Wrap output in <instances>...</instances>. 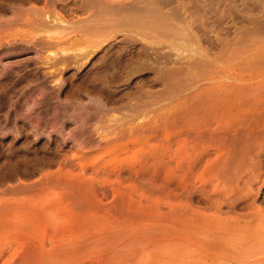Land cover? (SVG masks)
<instances>
[{
  "label": "rangeland",
  "instance_id": "obj_1",
  "mask_svg": "<svg viewBox=\"0 0 264 264\" xmlns=\"http://www.w3.org/2000/svg\"><path fill=\"white\" fill-rule=\"evenodd\" d=\"M128 1L0 0V264H264V0H141L150 13ZM126 2L129 9L119 6ZM135 12L143 15L129 22ZM46 13L65 18L66 28L52 32ZM114 25L148 38L160 29L159 47L176 69L168 90L142 76L118 87L122 99L92 88L93 62L109 49L77 61L75 48L108 38ZM140 90L150 96L131 115L137 101L127 96ZM232 91L247 92L249 103L237 100L249 110ZM207 102L220 111L207 109L215 119L201 117ZM230 110L238 116L226 121ZM114 111L119 119L109 120ZM170 112L183 131L168 116L169 125L158 123L170 128L156 131V115ZM189 112L208 125L193 127ZM135 123L142 133L117 140L120 127ZM101 130L114 134L107 141Z\"/></svg>",
  "mask_w": 264,
  "mask_h": 264
},
{
  "label": "bare ground",
  "instance_id": "obj_2",
  "mask_svg": "<svg viewBox=\"0 0 264 264\" xmlns=\"http://www.w3.org/2000/svg\"><path fill=\"white\" fill-rule=\"evenodd\" d=\"M131 0H129L128 2H130ZM144 1V0H143ZM154 1V0H153ZM132 2V1H131ZM137 2H139V0H137ZM151 2V1H150ZM1 3H3V2H1ZM141 3H143L141 0H140V7H141V10L142 9H145L144 7H146L147 6V4H146V6H144L143 4H141ZM153 3V2H152ZM4 4V5H3ZM3 4H0V6H5V2L3 3ZM133 4V6L134 5H136V4H134V2L132 3ZM131 4V5H132ZM150 4V3H149ZM124 5H126L127 6V8H128V5H127V2H126V4L124 3H120V5L119 6H124ZM130 5V3H129V6H131ZM142 5H143V7H142ZM125 6V7H126ZM149 6V5H148ZM134 7H137V6H134ZM149 7H152V6H149ZM149 7H147V8H149ZM123 9H125L124 7H122ZM126 8V9H127ZM130 8V7H129ZM128 8V9H129ZM132 8V7H131ZM153 8V7H152ZM154 8H155V6H154ZM2 9V8H1ZM139 7H137V10L139 11ZM159 9V8H158ZM146 11H147V13H150V10H151V8L148 10V9H145ZM119 11H122L121 9H119ZM125 11V10H124ZM154 11H156V10H154ZM159 11H160V9H159ZM169 11V10H168ZM116 12H117V10H116ZM115 12V13H116ZM144 12V11H143ZM171 12H173L174 13V11H172V9H171ZM117 13H119V12H117ZM136 14H138V12H135ZM146 13V14H147ZM157 13V12H156ZM156 13H154L155 14V16L156 17H158V13H157V15H156ZM139 14H142L143 15V13L142 12H140ZM138 14V16L137 17H135V15H134V13H133V17H131L128 21L129 22H131L132 20L131 19H137V18H140L141 16ZM163 14V13H162ZM160 15V14H159ZM152 17L154 18V16H153V14H152ZM164 17H165V15H164ZM168 17V16H167ZM149 18V17H148ZM65 18H63L62 19V16H61V18H58V17H52V14H50V13H46V15H45V22L46 23H48V25L47 24H44L45 26H50V24L49 23H52V27L53 26H55L54 27V29L55 30H53V28L51 27V29L50 28H48L50 31H48V29L46 30L47 32H50L51 33V31L52 32H54V31H56V29H58V28H64V26L65 25H63V23L65 24L66 23V21L64 20ZM143 19V18H142ZM157 22H158V19L159 18H154ZM170 19H172V18H170ZM55 21H56V23H57V25L55 24ZM161 20L159 19V22H160ZM162 22V21H161ZM160 22V23H161ZM55 25H54V24ZM67 23H68V21H67ZM154 23H156V22H154ZM122 24V23H121ZM120 24V25H121ZM120 25H118L117 27H116V29H115V26L116 25H114L111 29H114V30H112V32L109 34V36H108V38H106V36H105V38H101V39H98V40H96V41H94L93 42V44L90 46V48H88V49H82V48H75V49H77V50H75L74 48H71V49H67V48H62L61 50L64 52V53H66V52H69L70 50H74V51H77L76 52V55H75V58L77 59V61L78 60H84V59H87L88 57H90L91 56V61H93V59L96 57V55L98 54V52H101V51H103L106 47H107V49H109L108 51H107V53L103 56V57H101L100 59H96L94 62H93V66L91 67V72H90V82H88V83H90L91 84V86H92V88H94V89H96L99 93H100V95H101V93H103V94H105L106 95V97L109 99V100H111V99H114L116 96L118 97H120L121 99H122V94H120V90L118 91V87L119 86H121L122 84H126V83H128L131 79H134L135 77H137V76H142L143 78H144V81L143 82H150V81H153V82H161V81H163L164 82V84L165 85H167V89L166 90H168V88H169V85L170 84H172V82H173V80L171 79L173 76L172 75H174L173 74V70L175 71L176 69H174V68H172V67H169L168 68V64H169V61H171L169 58H171L172 56H171V54L172 53H168V52H162V50H161V47H159V44H160V42H161V40L159 39V34L161 33V31H160V29H162L163 30V24H162V28H160V29H158L157 30V28H155V30H157V35H152V33L150 34L152 37L151 38H148V36L144 33L143 34V32L141 31V30H139L138 28L137 29H134V28H119V26ZM155 25V24H154ZM153 25V26H154ZM160 25V24H159ZM159 25H157V27L159 26ZM58 26V27H57ZM122 26V25H121ZM140 26V25H139ZM126 27V26H125ZM130 27V26H129ZM142 27V26H141ZM161 27V26H160ZM65 28H66V26H65ZM153 28V27H152ZM61 29H58L57 30V32H60L61 33ZM164 29H166V28H164ZM152 30H154V28L152 29ZM110 32V31H109ZM154 32V31H153ZM122 36V38L120 39V40H116L117 39V37L118 36H120V35ZM13 35V34H12ZM107 35V34H106ZM146 35V36H145ZM7 37H8V35H7ZM112 38H113V40H112ZM4 39V38H3ZM8 39V38H7ZM111 39V40H110ZM2 39H0V41H1ZM10 41H11V39H10ZM118 42H121V43H123V45L122 46H118L117 48H114L116 45H117V43ZM10 43V42H9ZM181 49V48H180ZM79 50L80 51H83V52H79ZM57 52H54V54H56ZM171 56V57H170ZM48 59V58H47ZM85 62H82V65L84 64ZM173 69V70H172ZM155 72V75L154 76H152L150 79H148L149 77H145V76H149L150 75V73L151 72ZM175 73H176V71H175ZM171 75V76H170ZM169 77H170V80H172V82L168 85L167 84V80L169 79ZM168 78V79H167ZM173 79H174V77H173ZM89 80V79H88ZM143 80V79H142ZM167 81V82H166ZM89 85V84H88ZM6 86V85H5ZM90 86V85H89ZM2 87V86H1ZM0 87V89H2ZM171 87H173V85L172 86H170V88ZM139 88H141V87H139ZM172 89V88H171ZM4 90H5V87H4ZM1 91V90H0ZM143 91H146V92H142V90H140V94H139V91H138V94H137V92L136 91H133V92H130V94L127 92V94H129L128 96H127V98L129 97L130 98V100H132V99H136V104L134 103H130V104H132V106H130V108H131V110H133L132 112L133 113H131V115L132 114H134L135 113V111L137 112V110L139 109H143L144 108V105L142 104V105H140L138 102H140L141 103V99L142 100H144V98H142V97H146V96H150V91L149 92H147V90H143ZM97 92V93H98ZM154 92V91H153ZM233 92V91H232ZM246 91H244V93H242L244 96L242 97V96H240L239 95V93L238 92H233V93H238L237 95H234V94H232V95H234V97H236V98H232L233 96H231V100H233L234 102H236V101H238L239 102V104L238 105H240V99H242V101H244L243 103L244 104H246V101L248 100V101H250L249 100V98H248V94H247V92L245 93ZM10 94V93H9ZM151 94H152V92H151ZM154 94H155V92H154ZM153 94V95H154ZM8 95V94H7ZM11 95V94H10ZM152 95V96H153ZM239 95V97H242V98H239L238 97V99L239 100H237V96ZM218 96V99H216V101L214 102V104H216V103H218V101L220 102H222V100H220V98H222L223 99V96L222 95H220L221 97H219V95H217ZM216 96V97H217ZM227 96H230V93H229V95L228 94H226L225 96H224V99H225V97H226V99H225V101L226 100H229L228 98H227ZM247 97V99H246V97ZM123 97H124V95H123ZM126 98V99H127ZM128 98V99H129ZM199 98V101L197 100ZM198 98L197 99H192L193 101V103L194 102H196V100H197V105L198 104H200V105H204L205 104V101H203L201 98H203L202 96L200 97V96H198ZM107 99V100H108ZM117 99V98H116ZM123 99H125V98H123ZM201 99V100H200ZM235 99H236V101H235ZM118 100H120V99H118ZM129 100V101H130ZM210 100H212V99H210ZM201 101V102H200ZM247 101V103H249ZM143 102V101H142ZM148 102V101H147ZM220 102V104L218 105V107L217 108H219L220 107V105H222L221 107H222V109H224L225 107H224V105L226 104V103H228V101L225 103V104H222ZM237 102V103H238ZM99 103V102H98ZM97 103V105H98V108L99 109H102L103 107H101V105L100 104H98ZM193 103L191 104V107H192V105H193ZM209 105L208 106H203V107H205L206 109H203V107L202 106H194L195 105V103H194V107H195V109H198L199 107H200V109H201V107H202V109H203V112L199 109V112H195V114H201V112L204 114H202L201 115V117H205V116H207V114H208V116L211 114V113H207L206 111H211V105H210V103L211 102H207ZM223 103H224V101H223ZM242 103V104H243ZM229 104H231V103H229ZM235 104V103H234ZM243 104V105H244ZM97 105H96V108H97ZM102 105H104V104H102ZM217 105V104H216ZM226 105H228V104H226ZM225 105V106H226ZM232 105H233V103H232ZM236 105V104H235ZM243 105H240V106H242V108L240 107V109L242 110L243 108V110L242 111H244V110H246V108L248 109V105H246V106H243ZM250 105V104H249ZM105 106V105H104ZM189 106V104L188 105H185V107H183V108H186V110L185 109H183V111H187V113H188V108L187 107ZM210 106V107H209ZM106 107V106H105ZM209 107V108H208ZM215 106H213L212 108H214ZM220 107V108H221ZM250 107V106H249ZM133 108V109H132ZM217 108L215 107V109L217 110ZM226 108H228V107H226ZM230 108H231V106H230ZM239 108V106L237 107V109ZM104 109H106V108H103V110ZM177 109H179V107L177 108ZM176 109V110H177ZM181 109V108H180ZM194 109V110H195ZM207 109H209V110H207ZM236 109V107L234 108V110ZM240 109H238L239 111H240ZM138 110V111H139ZM140 110V111H141ZM175 110V111H176ZM190 110L192 111L193 109L192 108H190ZM219 110H221V109H219ZM224 110H226V109H224ZM223 110V111H224ZM249 110V109H248ZM182 111V109H181V112H180V110H177L176 112H177V116H178V112H180L181 114V116L179 117V119L182 117H187V113L186 112H183ZM201 111V112H200ZM205 111V112H204ZM214 111V110H213ZM218 111V110H217ZM228 111H229V109H228ZM228 111H225V112H223V114H222V112H221V114H222V116H225L226 115V117H227V115L229 116V115H231V113L232 114H234V111H232V110H230V114H228L229 112ZM236 111V110H235ZM247 111V110H246ZM175 112V113H176ZM218 112H220V111H218ZM228 112V113H227ZM107 114H109L110 112L108 111V112H106ZM171 113L172 112H170L169 113V115H170V117H169V115H166L165 114V116H159V115H156V117L155 118H157L158 117V119H156V121H155V126H153V127H155V130L156 131H158V129L160 128V126H159V124L160 123H158L159 122V119L161 120V122H165L164 121V119L165 118H167V116H168V118L169 119H171V122H170V124L172 125H170L171 127H173V125H174V122L176 123V122H178V121H175V120H177L176 119V114H174V116H173V113H172V115H171ZM182 113H185V114H183V116H182ZM190 114H189V116H190V118L188 117V122L191 120V122L190 123H192V121L194 122L195 121V119L194 120H192L193 119V114H191V112H189ZM207 113V114H206ZM243 113H246V112H243ZM168 114V113H167ZM194 114V115H195ZM217 115H218V113H216ZM220 114V113H219ZM129 115H130V112H129ZM131 115L130 116H128V117H131ZM186 115V116H185ZM212 115V114H211ZM234 115H236V117L238 116V113L236 112ZM233 115V116H234ZM195 116H197V115H195ZM207 116V117H208ZM219 116V115H218ZM221 116V115H220ZM119 117V116H118ZM117 117V114L115 113V111L108 117L109 118V120H111V119H116V120H118L119 118ZM160 117H162V118H160ZM163 117H165L164 119H163ZM212 117L215 119V117H214V113H213V115H212ZM211 117V118H212ZM225 117V118H226ZM88 118H90V117H88ZM88 118H86V116L84 117V120L85 121H83V122H86V123H88ZM144 118V117H143ZM153 118V117H152ZM154 118V119H155ZM167 118V119H168ZM174 118V119H173ZM209 119L210 118H208V119H206V120H208L209 121ZM213 119V120H214ZM228 119H230V116H229V118H226L225 120L227 121ZM236 119V118H235ZM235 119H233V122L235 121ZM147 120V119H146ZM163 120V121H162ZM172 120H174V122L172 121ZM182 121L183 120H185V119H181ZM180 120V121H181ZM205 120V119H204ZM203 120V121H204ZM205 120V121H206ZM218 120V119H217ZM222 120V119H221ZM181 121V122H182ZM186 121V120H185ZM185 121H183V122H185ZM199 121V120H198ZM202 121V120H201ZM201 121H199L200 123H201ZM203 121H202V123H203ZM208 121H206L204 124H203V126L205 125V124H207L208 125ZM212 121V120H211ZM228 121H230V120H228ZM128 122V121H127ZM147 122L149 123L150 122V120L148 121L147 120ZM144 123V124H146L145 125V127H147V126H151L152 127V125L154 124V121H153V119H152V122H153V124L152 123H150V125H148V123ZM167 122L169 123V120H167ZM167 122H165L166 124H168ZM182 122V123H183ZM187 122V123H188ZM197 124H196V126H199V122H197V121H195ZM134 123V122H133ZM132 123V124H133ZM162 123V124H163ZM210 123V122H209ZM217 123V122H216ZM121 124H123V123H121ZM131 124V122L129 123V125H132ZM162 124H160L161 125V127L162 128H170L169 126H167V125H162ZM181 125L180 124V122L179 123H176V127H177V125ZM195 123H192V125H193V127H195V125H194ZM219 124H220V122H219ZM228 124H230L231 125V123L230 122H228ZM248 124H249V122H248ZM84 125V124H83ZM125 125V124H124ZM135 125V127L134 126H131L130 127V129H128L127 127H129L128 125L126 126V128L125 127H120L121 129H118V131H116L115 133L118 135H114V136H117V140H118V138H120L121 136L119 135L120 133L121 134H125L126 135V133L128 134V132L130 133L131 131H133V134L134 135H136V134H140V133H142V131L140 130V128H137V125H136V123L134 124ZM169 125V124H168ZM191 125V124H190ZM188 126L189 128H192V126ZM241 125V124H240ZM157 126V127H156ZM166 126V127H165ZM211 126V125H210ZM228 126V125H227ZM231 126H233V123H232V125ZM239 126V125H238ZM246 126V125H245ZM252 126V125H251ZM98 126H96V128H97ZM101 127V126H100ZM145 127L143 126V129H145ZM146 128V130H144L146 133H148V131H147V129H150V128ZM159 127V128H158ZM186 128L185 126H183V128H186L185 130H187V129H189V128ZM247 127V126H246ZM157 128V129H156ZM178 128V127H177ZM231 128V127H230ZM97 129H99V128H97ZM102 129H103V127H102ZM116 130H117V128H115ZM179 129H182V127L181 128H178V130ZM205 129H208V128H205ZM252 129V128H251ZM154 130V128H153V130L151 131V132H153V131H155ZM223 130V129H222ZM102 131V132H101ZM100 132L101 133H99V134H101V137H102V139H104V138H106L107 139V141H108V138H107V136L109 135V138H110V136L111 135H113L111 132H113L112 130H111V132H109L110 134H107V133H103V132H105V130L103 131V130H101ZM107 131V130H106ZM143 131V132H144ZM150 131H149V133H150ZM182 131H183V129H182ZM181 131V132H182ZM206 131V130H205ZM210 131V130H209ZM224 131V130H223ZM226 131H227V129H226ZM230 131V130H229ZM247 131H250L249 129L247 130ZM108 132V131H107ZM136 132V133H135ZM145 132L143 133V134H145ZM204 132V131H203ZM132 133V132H131ZM250 132H248V134H249ZM132 134V136H134ZM159 134V133H158ZM202 134V133H201ZM206 134V133H205ZM209 134H211V133H209ZM124 135V136H125ZM130 135V134H129ZM196 135V134H195ZM200 135V134H199ZM204 135V134H203ZM222 135H225V133L224 134H222ZM114 136H112L113 138H114V140L116 139V137H114ZM120 136V137H119ZM226 136V135H225ZM224 136V137H225ZM235 136V135H234ZM126 137V136H125ZM124 137V138H125ZM205 137H206V135H205ZM221 137V136H220ZM123 138V139H124ZM201 138V137H200ZM203 138H204V136H203ZM203 138H202V140H203ZM215 138V137H214ZM220 139L221 140V138H219L218 136L216 137V140L215 141H217L218 139ZM225 138H227V137H225ZM224 138V139H225ZM198 139H199V136H198ZM209 139V138H208ZM235 139V138H234ZM111 140V139H110ZM171 140V139H170ZM104 141H106V140H104ZM188 141V140H187ZM196 141H197V139H196ZM201 141V140H200ZM207 141V140H206ZM210 141L212 142H214V139L212 138V139H210ZM90 141H88L87 142V144L86 145H88V143H89ZM171 142V141H170ZM104 143V142H103ZM109 143H110V141H109ZM178 143V142H177ZM101 144V143H100ZM100 144H98V145H100ZM105 144H107V143H105ZM179 144H180V142H179ZM90 145V144H89ZM101 145H103V144H101ZM129 145H130V143H126V142H121L120 144H118V147H121V148H125V149H129ZM169 145V144H168ZM175 145V144H174ZM81 146V145H80ZM92 146V145H91ZM171 146H172V144H171ZM170 146V147H171ZM168 148H169V146H168ZM172 148V147H171ZM170 148V149H171ZM174 149H175V147H174ZM181 149H183V148H181ZM89 152V151H88ZM179 153H181L180 151H179ZM182 154V153H181ZM66 156L67 155H65V158H66ZM63 157V156H62ZM74 159H77V160H79V161H81L83 158L85 159V158H88V154L87 153H82V154H74L73 156H72ZM67 158H68V156H67ZM181 158H183V157H181ZM69 159V158H68ZM63 160H65L64 158H63ZM76 160V161H77ZM69 160H67V166H71L72 164H70L69 162H68ZM72 162V161H71ZM64 163H66V161L64 162ZM62 165H64L63 163H62ZM79 165V164H78ZM162 165V164H161ZM166 166V165H165ZM64 167H66V166H64ZM72 167V166H71ZM71 167H69V168H71ZM68 168V167H67ZM68 168V169H69ZM73 168H74V166H73ZM79 168V167H78ZM82 168H84V167H82ZM116 168V167H115ZM114 168V169H115ZM169 168V167H168ZM185 168V167H184ZM103 169V168H102ZM102 169H101V171H102ZM113 169V170H114ZM143 169V168H142ZM141 169V170H142ZM63 170H65L64 168H63ZM67 170V169H66ZM68 171V170H67ZM71 171V170H70ZM75 169H74V173H75ZM134 171H136V169L135 170H133V172ZM185 171H186V169H185ZM63 172V171H62ZM65 172V171H64ZM139 172V171H138ZM71 173L73 174V172L71 171ZM70 172H69V174H71ZM84 173V172H83ZM86 173H87V171H86ZM94 173V172H93ZM103 173V174H102ZM68 174V173H67ZM130 174H132V172L130 171ZM136 174V173H135ZM138 174V173H137ZM136 174V175H137ZM139 174H140V172H139ZM46 175V174H45ZM58 175V174H57ZM79 175V174H78ZM77 175V176H78ZM100 175H102V176H104L103 178H107V176L109 175L108 174V171H102L101 172V174ZM76 176V177H77ZM80 176V175H79ZM98 176V175H97ZM120 177H121V175H119ZM122 176H124V174L122 175ZM131 176V175H130ZM59 177V176H58ZM63 177H65V175H63ZM62 176H61V178H63ZM74 178L73 180H75V179H77V181H78V183L80 184H82V182H84L85 180V178L83 179V178H80V177H77V178ZM99 177V176H98ZM61 178H59V179H61ZM102 178V179H103ZM119 178V177H118ZM63 179H65V178H63ZM67 180L69 179L68 177L66 178ZM65 179V180H66ZM70 180H72V178H70ZM97 180V179H96ZM87 182V181H86ZM85 182V183H86ZM106 192V191H105ZM122 192H124V191H121L120 193H121V195H126L125 193H127V192H125V193H122ZM105 195H106V193H105ZM126 197V196H125ZM124 198V197H123Z\"/></svg>",
  "mask_w": 264,
  "mask_h": 264
}]
</instances>
